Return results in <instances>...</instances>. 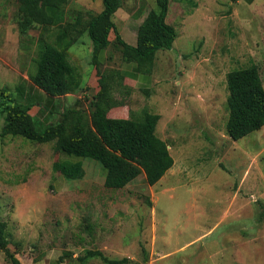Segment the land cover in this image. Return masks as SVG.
Wrapping results in <instances>:
<instances>
[{
  "label": "rangeland",
  "instance_id": "obj_1",
  "mask_svg": "<svg viewBox=\"0 0 264 264\" xmlns=\"http://www.w3.org/2000/svg\"><path fill=\"white\" fill-rule=\"evenodd\" d=\"M20 5L0 0V24L21 38L17 58L32 75L41 46L28 44L29 33L43 26L19 35ZM172 7L178 35L158 51L148 91L134 93L114 71L109 84V112L160 115L156 132L175 162L159 182L149 185L142 173L122 189L107 188L102 164L62 154L57 140L0 136V220L22 264H81L76 257L89 249L128 258L123 264H264V126L238 140L226 128L229 72L256 65L264 83V0H172ZM87 43L71 48L83 68L91 65ZM8 56L0 89L22 103ZM92 94L69 106L89 114ZM4 125L0 113V132ZM0 264H13L1 249ZM83 264L108 263L95 256Z\"/></svg>",
  "mask_w": 264,
  "mask_h": 264
},
{
  "label": "trees",
  "instance_id": "obj_2",
  "mask_svg": "<svg viewBox=\"0 0 264 264\" xmlns=\"http://www.w3.org/2000/svg\"><path fill=\"white\" fill-rule=\"evenodd\" d=\"M19 1L23 19L18 27L22 37L35 23L43 27L57 24L69 4V0ZM170 2L156 0V8L149 12L139 27L137 44L131 45L122 39L113 20L122 0H103V11L92 15L86 25L93 43L92 64L100 75V89L91 101L89 114L79 106L69 107L58 123L40 131L30 113L31 105L17 102L6 89H0V113L5 117L0 136H21L38 143L57 140L62 154L91 158L102 164L106 170L107 188L122 189L142 173L149 185L159 182L175 162L168 143L156 132L160 115L146 112L140 119L108 116L109 108L113 107L109 96L110 79L114 72L121 78L124 76L119 69L105 74L98 54L107 46L109 34L114 30L123 47V59L135 62L140 71L152 74L157 52L170 49L178 35L175 26L166 20ZM41 40V52L36 59V71L31 75L32 81L51 96L74 93L82 84L79 68L69 60L66 49L44 38ZM227 85L229 118L226 128L229 136L238 140L264 126V83L258 66L251 65L229 72ZM9 243L6 223L0 220V249L13 264H22L11 252ZM143 252L147 262L145 248ZM95 256L108 264H123L128 260L109 259L102 251L89 249L84 255L77 256L76 261L83 264Z\"/></svg>",
  "mask_w": 264,
  "mask_h": 264
},
{
  "label": "crops",
  "instance_id": "obj_3",
  "mask_svg": "<svg viewBox=\"0 0 264 264\" xmlns=\"http://www.w3.org/2000/svg\"><path fill=\"white\" fill-rule=\"evenodd\" d=\"M82 1L81 3L79 0H69V4L65 8L64 17L57 24L42 27V32L36 35L30 32L28 39V44L30 46H41V39L44 38L48 42L66 49L69 60L79 68L82 74L81 87L74 93L55 97L37 86L32 81L31 75L28 74L27 66L17 58L20 52L19 41H22L21 38L19 40V38L16 37L17 40L15 41L12 24H3L2 22L0 24V61H6L8 55V57L13 56V59L10 57L9 61L13 64V69L17 71L13 76L21 79L18 84L22 88L24 94V96H20L22 99L21 101H23L22 104L32 105L30 113L34 117L37 129L40 131L46 129L45 127L56 119H58V121L54 124L58 123L60 120L59 117H62V113L70 107L69 105L76 103L80 105L82 102L85 103L86 93H93V99L94 95L100 89V75L97 67L92 64L93 43L88 34L86 25L92 15H97L103 11L104 3L103 0ZM74 2L78 4L77 7H73ZM154 8H156V0H122V5L116 11L113 20L118 32L125 42L131 45L137 44L139 27L146 19L149 12ZM70 9H72V12H68ZM172 9L173 7L171 8L170 2L166 20L168 23L174 25V22L171 21ZM55 27L58 28L56 33L53 29ZM11 37L14 38L13 43L10 41ZM85 39L88 40L87 58L89 59L88 64L91 65H86L83 68L81 66L83 62L81 52H79L78 49L71 50V48L74 45L84 43ZM98 56L104 70L110 66V64L113 65L114 61L121 60L120 64H115V66L123 74L124 83L128 85L134 93L137 90L146 89V87L151 86V75L140 71L135 62H128L123 59V47L118 41L114 30H111L108 44L99 52ZM130 76L134 77V79ZM32 98H38V100L32 103ZM119 112V109H112V111L108 112V116L121 118V115L118 114ZM44 124H46V126L43 128Z\"/></svg>",
  "mask_w": 264,
  "mask_h": 264
}]
</instances>
